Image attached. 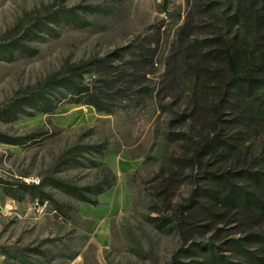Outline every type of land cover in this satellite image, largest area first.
Instances as JSON below:
<instances>
[{"label": "rangeland", "instance_id": "1", "mask_svg": "<svg viewBox=\"0 0 264 264\" xmlns=\"http://www.w3.org/2000/svg\"><path fill=\"white\" fill-rule=\"evenodd\" d=\"M242 2L264 37V0ZM233 12L227 0H0V138L18 140L0 142V264H264V210L209 195V175L236 162L264 189V117L249 114L262 90L231 97L214 130L217 39L247 34ZM215 131L230 159L193 162Z\"/></svg>", "mask_w": 264, "mask_h": 264}, {"label": "trees", "instance_id": "2", "mask_svg": "<svg viewBox=\"0 0 264 264\" xmlns=\"http://www.w3.org/2000/svg\"><path fill=\"white\" fill-rule=\"evenodd\" d=\"M165 1L167 2L168 0ZM227 2L232 11H234L233 18L231 19L241 24L243 23L247 34L242 39L238 35L231 36L225 33L217 39L220 40L222 48L216 51V56L221 59L223 65L215 77L219 103L217 102L218 104L214 110V126H216L214 130L220 127L224 114L222 112L223 108H226V104L230 103L231 97H240L242 96L241 92H251L257 88L261 89L264 95V37L257 30L260 23L259 17L256 16L255 12L252 15V8L248 10L243 9L242 0H227ZM222 22L226 26L225 17L222 18ZM244 47L248 51H245ZM77 94L92 96L80 89L77 91ZM94 106L97 105L94 104ZM243 112H245V115L248 114L246 109ZM252 112L249 113L252 116L253 114H261L260 116L264 117V96L259 100V105ZM222 137L219 131H215L207 135L205 139H202L200 143L198 142L197 148L193 153V162L198 163L199 159L204 155H212L214 158H224L225 161L229 160L230 145ZM0 142L17 144L18 140L1 137ZM216 161L222 162L223 160L216 159ZM217 162L216 164H218ZM228 163L232 166L231 160ZM238 164L240 163H233V167L227 169L221 168L219 169L221 171H216L214 174L209 175L211 177L208 180L212 183V190L209 191V195H215L213 199L217 201L221 209L234 207L247 210L251 208L262 209L263 211L264 203L260 199L257 189H261L262 191L260 190V192L262 194H264V189L249 183L259 184L262 179L258 177V173L251 172L246 166L242 165L240 167ZM238 181L244 182L238 183ZM205 192L207 191L202 190L200 194L204 195ZM214 206L216 207V204ZM203 248H206L207 251L210 250L208 245H205ZM211 257L214 258L212 253ZM219 263L228 264L224 263V261H219Z\"/></svg>", "mask_w": 264, "mask_h": 264}, {"label": "built area", "instance_id": "3", "mask_svg": "<svg viewBox=\"0 0 264 264\" xmlns=\"http://www.w3.org/2000/svg\"><path fill=\"white\" fill-rule=\"evenodd\" d=\"M47 207V205H44L43 203H36L34 205V212L38 215L42 214L45 210V208Z\"/></svg>", "mask_w": 264, "mask_h": 264}, {"label": "bare ground", "instance_id": "4", "mask_svg": "<svg viewBox=\"0 0 264 264\" xmlns=\"http://www.w3.org/2000/svg\"><path fill=\"white\" fill-rule=\"evenodd\" d=\"M44 205H47V203H43Z\"/></svg>", "mask_w": 264, "mask_h": 264}]
</instances>
